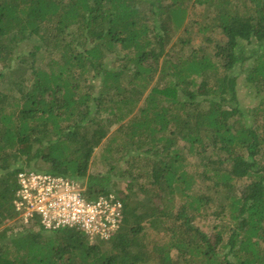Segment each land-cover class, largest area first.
<instances>
[{
    "label": "trees",
    "instance_id": "1",
    "mask_svg": "<svg viewBox=\"0 0 264 264\" xmlns=\"http://www.w3.org/2000/svg\"><path fill=\"white\" fill-rule=\"evenodd\" d=\"M190 3L212 15L214 26L199 31L216 27L222 39L215 52L175 57L169 44L187 30ZM236 72L252 107L240 102ZM0 83V264H264V0H0ZM116 125V151L129 159L121 174L143 184L134 204L121 198L111 238L1 227L16 219L20 171L59 169L45 150L57 143L77 172L51 174L84 179ZM198 180L211 196L195 191ZM210 204L229 217L213 235L194 223ZM144 224L166 242L149 250Z\"/></svg>",
    "mask_w": 264,
    "mask_h": 264
},
{
    "label": "rangeland",
    "instance_id": "2",
    "mask_svg": "<svg viewBox=\"0 0 264 264\" xmlns=\"http://www.w3.org/2000/svg\"><path fill=\"white\" fill-rule=\"evenodd\" d=\"M207 15V16H206ZM212 15L205 13L203 6L190 3L188 8V14L185 21L186 31L183 29L176 32V34L172 37L169 46L171 47L170 51L172 55L175 57L177 55H183L182 51L188 52L189 47L192 48H204L208 52L212 53L215 52L214 45L217 40L222 39V34L220 30L216 27H213L212 30L207 28V31H199L205 25L207 26H214L212 23ZM186 37H190L191 41L186 46H182L179 40H183ZM181 40V41H182ZM173 44V45H172ZM48 56L45 58V61H48ZM238 81L237 89L239 92V98L242 105L245 107H252L256 104V99L253 97L250 88L246 85V75L245 73H235ZM238 75V76H237ZM2 84L0 83V88ZM130 118L128 116L124 122ZM118 125H116L108 136L103 140L98 148H96L94 154L92 155L90 166L88 169V176L84 179H78L77 181L80 185L84 188V193L86 196H95L96 192L100 190L103 192H113L117 196L122 199L130 200L132 204L135 203V195L137 189L140 185L143 184L142 180H136V182L131 185L128 184L129 177L123 176L121 173L124 170H128V162L129 159H124L125 155L121 152L116 151L121 146L122 141V133H117ZM114 138V139H113ZM73 146V145H72ZM109 149V151L107 149ZM47 153L52 154L55 158L58 159L59 169L52 167L51 162L49 163H32L31 166H27L24 169H29L35 172H42V173H52L58 172L61 174H66L67 176L74 177L77 172V163H75V158L70 155L68 152V148H61L57 143L50 145L49 148L45 149ZM133 159V158H132ZM131 159V160H132ZM200 159L197 157H189V162L191 165H197ZM193 171L197 170L200 172L199 169L193 168ZM142 172V169L139 173ZM90 179V181H89ZM197 179L199 177L197 176ZM130 187V190H129ZM240 184L238 185V188ZM211 186L209 182L203 183L202 181L198 180V186L195 189L197 192H204L206 195L211 196ZM101 193V192H100ZM211 193V194H208ZM127 195V196H126ZM135 195V196H134ZM139 195V194H138ZM126 196V197H125ZM91 197V198H92ZM141 196L137 198L140 199ZM180 197H175L176 206L181 202ZM137 200V199H136ZM138 201V200H137ZM134 207V205H133ZM153 207L152 201L150 203V210ZM141 211L147 212L149 211L148 205L142 208ZM136 214L140 212L139 209H135ZM218 211L215 204H210V206L206 207L203 214L199 215L196 220L194 221L195 225H197L200 229L207 232L209 235H213L214 231H217V226L220 225L221 222H227L229 217L225 215L224 218L221 220L218 218ZM17 219L9 220L4 222L1 227H11L15 229L14 231L18 232L24 230V225ZM23 225V226H22ZM143 231L139 234L140 238L142 239L143 244L149 249L152 250L153 247H156L158 244H163L168 239V235L166 236L162 229L155 230L151 228L149 225L144 224ZM35 230V229H33ZM172 256L175 255V251H171Z\"/></svg>",
    "mask_w": 264,
    "mask_h": 264
},
{
    "label": "built area",
    "instance_id": "3",
    "mask_svg": "<svg viewBox=\"0 0 264 264\" xmlns=\"http://www.w3.org/2000/svg\"><path fill=\"white\" fill-rule=\"evenodd\" d=\"M16 219L44 230L74 228L89 242L108 240L123 222V203L113 192L88 198L74 179L24 169L17 175Z\"/></svg>",
    "mask_w": 264,
    "mask_h": 264
}]
</instances>
